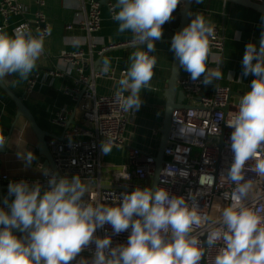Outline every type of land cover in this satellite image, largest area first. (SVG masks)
<instances>
[{
  "label": "clouds",
  "instance_id": "obj_1",
  "mask_svg": "<svg viewBox=\"0 0 264 264\" xmlns=\"http://www.w3.org/2000/svg\"><path fill=\"white\" fill-rule=\"evenodd\" d=\"M204 0H196L203 3ZM180 0H117L112 19L119 23L118 32H130L135 51L129 67L118 80L115 100L121 111L134 113L142 105L141 90L150 85L157 58L155 41L161 39L162 26L169 22ZM118 10V11H117ZM192 15V13H189ZM51 27L34 36L28 25L18 26L12 35L0 28V81L9 74L29 79L44 51L45 36ZM215 28L205 16L196 13L191 22L177 32L171 41L180 68L193 82L212 85L223 78L219 68L210 69V39ZM79 43V40L76 41ZM243 75H254L239 102V109L227 127L233 160L225 170L235 188L224 193L231 203L213 220L199 211L196 197L171 195L162 187H137L123 192L117 206L88 202L89 182L79 175L48 180L49 189L41 191L39 182H10L5 207L0 208V264H201L205 248L220 245L213 264H264V216L246 206L253 190L245 180L244 169L254 160L253 171L264 178V31L259 47L248 43L242 60ZM111 62L102 61L101 71L108 74ZM231 79V73H228ZM127 93V95H125ZM5 137L0 136V147ZM114 141L101 143L107 156ZM26 166L35 159L31 151L18 153ZM167 171V169L163 170ZM48 175V170H44ZM172 175V173H169ZM9 197H14L9 201ZM192 201V203H189ZM110 225L114 234L130 231L126 244L112 246L111 236H95L97 229ZM196 229H204L194 234ZM15 231L24 233L17 237ZM206 235V247L200 237ZM95 252L91 260L79 254L91 244Z\"/></svg>",
  "mask_w": 264,
  "mask_h": 264
},
{
  "label": "crops",
  "instance_id": "obj_2",
  "mask_svg": "<svg viewBox=\"0 0 264 264\" xmlns=\"http://www.w3.org/2000/svg\"><path fill=\"white\" fill-rule=\"evenodd\" d=\"M27 7L24 15H11L7 22L0 12V26L13 34V27L21 20L35 22L38 10L37 0H18ZM101 1V0H100ZM1 2V0H0ZM116 5L117 0H108L107 4L101 2V27L94 35L96 47L91 48L85 41V32L79 28L67 30L66 26L75 20V0H45L42 13L47 26L51 27V34L45 37L44 55L37 60V67L31 73L29 79L22 80L16 74H9L4 78L7 88L16 96L23 97L25 105L33 114L38 126L45 131L48 147L52 139L60 140L66 128L83 123V112L78 100L70 93V88L76 87L80 73L72 69L70 75H51L55 69L62 71L67 69L68 62L61 57L62 51L76 52L83 50L84 60L82 68L86 77L93 76L98 95H108L116 92L118 80L130 65L131 55L140 50L135 47L127 49H112L103 51V47L126 43L132 40L130 32H118L119 23L112 19L108 4ZM183 4H180L179 12L174 11L173 18L162 26L166 34L173 32V26L180 19ZM118 11V10H117ZM191 19L196 13L205 16L212 25L223 28L224 53L221 63L216 65L213 59L218 58L214 52H210L207 66L210 69L219 68L223 78L214 81L212 85L205 86L203 93H208L216 84L229 85L232 90L231 101L238 105L242 96L249 91L254 75H243L242 60L245 47L248 43L258 44L262 31H264V15L246 6L225 0H204L196 3L194 0L191 10ZM79 40L77 44L76 41ZM157 58L154 67V75L150 85L141 90L142 105L134 113H130V123L124 131V145L113 146L107 155L101 152V166L99 174L105 183L122 178V168L129 162L130 148H138L156 157L160 147L161 129L164 125L166 113V89L171 77L174 52L170 50L171 42H155ZM108 59L111 62V70L108 74L101 71L102 61ZM218 66V67H217ZM231 73L232 78H228ZM39 77L31 88L29 80L34 75ZM180 78H190V74L179 69ZM200 79H203L201 77ZM84 85H81V87ZM182 89L179 87L178 90ZM127 95V93H125ZM193 103V101H189ZM187 103V101H186ZM64 115V122L55 120L58 114ZM0 135L5 137V145L0 147V208L5 207L4 199L8 196L9 185L2 178L8 175L18 179H37L44 177L47 168V159L40 148L37 135L24 117L17 118V106L14 100L0 87ZM50 148V147H49ZM31 151L35 159L31 165L18 158V153ZM51 151V149H50ZM92 186H89V190ZM48 189H42L43 191ZM14 197H9V201ZM17 237L25 234L14 230Z\"/></svg>",
  "mask_w": 264,
  "mask_h": 264
},
{
  "label": "built area",
  "instance_id": "obj_3",
  "mask_svg": "<svg viewBox=\"0 0 264 264\" xmlns=\"http://www.w3.org/2000/svg\"><path fill=\"white\" fill-rule=\"evenodd\" d=\"M252 1L264 5V0ZM37 4L35 22L23 19L13 27V33L22 24L28 25L34 36L48 27L42 13L45 0H37ZM74 6L75 20L69 23L66 29L83 30L85 41L92 51L97 45L94 35L101 27V1L75 0ZM114 6L112 3L108 4L111 15H113ZM0 12L7 22L13 14L24 15L27 7L18 0H1ZM213 26L215 38L210 39V52L218 55V58L213 59V63L219 66L224 53V33L222 27ZM114 45L116 44L103 47L102 50ZM256 45L258 48L259 45ZM83 56V50L62 51L61 57L69 63L67 69L63 71L55 69L50 72L51 75L60 76L63 73L70 75L74 68L80 73L76 87L70 88L69 91L78 100L83 112V123L66 128L60 140L49 141V147L62 177L71 178L79 175L82 180H87L86 182L92 185L86 194L88 202L93 205L99 203L105 206H117L121 193H130L137 187H152L156 159L152 154L131 147L129 162L122 168V178L107 183L103 181L99 174L101 143L110 138L114 141L113 146L124 145V131L131 119L129 112L121 111L115 100L116 92L108 95L97 94L92 78L98 73L95 72L91 78L84 75L81 69L85 63ZM38 77L39 75L36 74L30 78L29 88L33 86ZM201 80L193 82L191 78L180 79L185 101L192 106L188 109H175L172 112L171 126L163 152L164 163L158 176L157 187L167 189L171 195H183L186 199L191 192L196 197L201 214L217 220L222 210L231 203L230 200L223 198V194L231 193L235 188V185L222 172H225L233 160L229 139L232 129L227 127L226 120L238 111L239 104L232 103V95H230L232 90L229 85L218 83L205 94ZM81 85L84 86L81 87ZM226 107H228L227 112L224 111ZM55 120L63 123L64 115L59 113ZM254 164V160H249L244 169L245 180H250L253 184V190L245 200V204L264 216V178L257 176L253 171ZM165 169L167 171H163ZM52 175L53 172L49 170L48 175L37 179H18L8 175H3L2 178L8 185L10 182L21 180L28 184L39 182L42 190L49 189L48 180ZM130 231L131 229L117 235L113 233L111 226L106 224L103 228L97 229L94 235L100 238L111 236L112 246L115 247L127 243ZM201 231L204 229H196L194 234H199ZM206 235L205 233L200 237L205 247ZM219 247V244L211 248L206 247L201 264H213ZM94 252L95 244L93 243L79 254L77 260L81 257L91 260ZM71 264H76V261H72Z\"/></svg>",
  "mask_w": 264,
  "mask_h": 264
},
{
  "label": "water",
  "instance_id": "obj_4",
  "mask_svg": "<svg viewBox=\"0 0 264 264\" xmlns=\"http://www.w3.org/2000/svg\"><path fill=\"white\" fill-rule=\"evenodd\" d=\"M225 1H230V2H234V3L240 4V5L246 6L248 8L254 9V10H256V11H258L264 15V5L256 3L252 0H225ZM101 2L103 4H107L108 0H101ZM193 2H194V0H180V3L178 4L175 11L179 12L180 4H183V9L180 12V19H179L178 23L172 27L173 32L170 34H166V29L163 28V30H162L163 34H162L161 39H159L155 42H158V41H160V42H162V41L171 42L173 36L177 32L181 31L184 27H186L191 22V15H189V13H191ZM129 47H132L130 43H118V44L114 45L113 47H109L107 50L127 49ZM107 50H105V51H107ZM179 69H180L179 62H178V60L174 54L172 73H171V77H170L169 82H168V87H167L166 92H165L166 99H167L166 113H165V117H164V125H163V128L161 129L160 147H159L158 154L155 157L156 167H155V173L153 176L152 187H157L158 176H159V173H160L162 166H163V163H164L163 152H164V149H165V146L167 143V138H168V134H169L170 126H171L172 112L175 109H180V108L188 109L192 106L189 103H186L184 90L183 89H180V91L178 90L179 82L181 79L180 74H179ZM0 87H2L6 91V93L16 103L17 118L24 117L25 119H27V121L31 125L34 133L37 135L40 148L43 151L42 154L45 155V157L47 159V163H46L47 168H50L51 171L53 172V174H55L58 178L62 177V173L59 170V168L57 167L56 163L54 162L52 153L50 151V148L48 147V143L46 140V137L48 136V134L38 126L33 114L31 113L29 108L25 105V103L23 101V97H19V96L14 95L7 88L4 81H0ZM230 95H232V92ZM224 111L227 112L228 107L224 108ZM29 185L33 186L34 184H29ZM90 186H92V185L90 184ZM4 189L5 188H0V191L3 192Z\"/></svg>",
  "mask_w": 264,
  "mask_h": 264
}]
</instances>
